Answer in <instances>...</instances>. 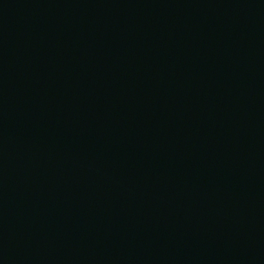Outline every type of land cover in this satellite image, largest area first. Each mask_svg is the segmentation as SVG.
Segmentation results:
<instances>
[{"label":"water","instance_id":"1","mask_svg":"<svg viewBox=\"0 0 264 264\" xmlns=\"http://www.w3.org/2000/svg\"><path fill=\"white\" fill-rule=\"evenodd\" d=\"M0 264H264V0H0Z\"/></svg>","mask_w":264,"mask_h":264}]
</instances>
